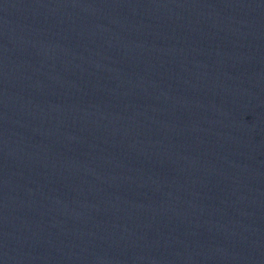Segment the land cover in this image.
I'll return each mask as SVG.
<instances>
[{"label":"water","instance_id":"1","mask_svg":"<svg viewBox=\"0 0 264 264\" xmlns=\"http://www.w3.org/2000/svg\"><path fill=\"white\" fill-rule=\"evenodd\" d=\"M0 264H264L243 0H0Z\"/></svg>","mask_w":264,"mask_h":264}]
</instances>
